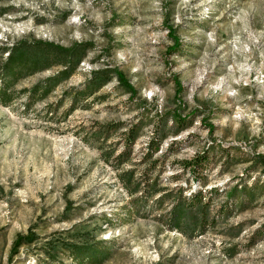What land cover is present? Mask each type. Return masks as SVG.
<instances>
[{"label":"rangeland","instance_id":"374dc122","mask_svg":"<svg viewBox=\"0 0 264 264\" xmlns=\"http://www.w3.org/2000/svg\"><path fill=\"white\" fill-rule=\"evenodd\" d=\"M167 25L180 40L172 53ZM27 33L95 47L46 98L27 106L22 91L57 67L23 78L13 100L0 104V264H41L42 241L85 221L111 239L104 264H264V174L252 159L264 156V0H0V44ZM98 67L122 70L136 96L113 77L70 108ZM177 109L193 115L174 134L169 117ZM131 125L138 137L120 162ZM157 132L167 133L150 170L141 155ZM205 150V188L218 189L212 208L235 206L191 236L167 226L172 201L159 196L176 185L197 188L179 161ZM130 170L126 186L121 174ZM143 176L162 190L137 199ZM67 200L72 219L62 220ZM30 229L37 240L13 254L16 235Z\"/></svg>","mask_w":264,"mask_h":264},{"label":"trees","instance_id":"16d2710c","mask_svg":"<svg viewBox=\"0 0 264 264\" xmlns=\"http://www.w3.org/2000/svg\"><path fill=\"white\" fill-rule=\"evenodd\" d=\"M167 28L168 36L173 41V44L167 48V52L172 53L178 51L180 40L173 25H167ZM94 47L95 44L92 40L72 41L68 45H62L54 41L37 39L32 33H27L18 39L1 43L0 104L7 105L13 100V91L11 90L23 78L57 67L58 69L53 75L35 83L30 89H23L22 91V93H27V106L34 99L38 98L40 100L46 98L58 84L67 80L78 69L80 63L83 62ZM4 53H6L5 56ZM113 77L130 97L136 96V89L122 70L116 67H98L89 72L83 90L74 92L70 108H73L81 97L87 98L96 94ZM175 84L177 92L179 89H182L178 81H175ZM178 102L181 103L180 101ZM192 115L193 113L190 114L189 112L182 114L178 109L170 113L169 119L174 127L173 133L177 134L190 126ZM116 126V128H119L120 124ZM206 127L210 133L214 129V126L210 123L206 124ZM136 130L135 125H131L125 129V146L116 155L118 161L125 162L129 160V147L138 137ZM166 133L162 132V134H159L157 132L155 136L149 137L146 142L141 159L144 162L152 160L150 165L147 166L150 170L158 163V158L152 159V157L158 150V147H160L161 140ZM208 156V150H205L202 153L195 154L190 159L179 161L182 170L184 172L188 171L192 178L198 182L199 186L197 188H184L176 185L170 191L164 193V195L159 196L161 200L167 197L172 201L168 220L169 224L167 225L169 228H174L191 236H194L196 233L201 234L207 228L215 227L219 219L226 216L229 209L235 206V201H233V205H229L228 201H223L215 209L212 208L213 200L218 189L215 187L205 188L207 179L204 173L207 171ZM252 159L253 165H258L264 174V156L256 154L253 155ZM132 172L130 170L122 172L121 174L126 186L131 185ZM143 179L144 181L141 185H143L142 192L145 195H140L137 199L162 190L154 186L155 183H149L146 176H143ZM139 186L140 184L136 188L133 187L131 191L136 192ZM151 188L152 190H150ZM237 189V186L230 189L227 192V199L233 198L236 195ZM244 190L245 188H241L240 191ZM249 194L252 197L251 191ZM73 207V203L67 200L64 207L65 213L61 217L62 220L72 219L69 211ZM31 230L25 235H16L11 248L13 254L22 245L29 246L37 240V234ZM102 230L101 225L90 227L88 221H85L73 224L71 228L62 233L63 235H56L51 239L42 241L40 252L44 258L41 264H63L62 261L64 259H69L70 264H104L113 256V251L109 245L111 239L108 240L98 237Z\"/></svg>","mask_w":264,"mask_h":264}]
</instances>
